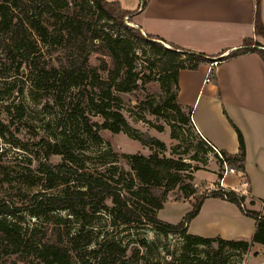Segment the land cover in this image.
I'll return each instance as SVG.
<instances>
[{"label":"trees","instance_id":"16d2710c","mask_svg":"<svg viewBox=\"0 0 264 264\" xmlns=\"http://www.w3.org/2000/svg\"><path fill=\"white\" fill-rule=\"evenodd\" d=\"M78 1H81V4H77ZM141 1L144 10L148 0ZM141 6L138 11L131 12L123 9L117 1L0 0V50L6 55V60L11 62L10 65L14 67L15 72L22 74L24 62H29L32 56L40 60L36 54L41 51V46H46L48 49L44 62L42 64L35 62L33 65L41 66L37 68L38 87L51 91L55 102L61 99L65 87L68 89L81 87L89 82L96 90L94 97H88L89 105L103 119L101 125L98 123L91 125L87 121L85 123L87 132L95 136L96 143H101V138L95 134L94 127L110 130L115 134L125 132L139 140L142 138L139 132L133 131L128 125L117 107L119 98L115 95L137 90L140 84H146L152 79L151 69L149 74L136 69L139 59L137 50L140 49L141 44L151 49L154 61L160 64L159 79H166L174 85L175 92L172 93L170 88L168 89L170 97L164 102V108L170 109L183 125H189L192 109L184 108L178 103L180 90L178 80L182 71H196L203 64L220 65L224 61L249 52L258 53L264 60V50L260 49L263 45L254 38L245 39L241 48L226 57L219 58L185 49L156 36L144 35L140 27L131 25L133 16L139 12ZM92 9H94L93 13ZM45 14L51 15L54 20L52 24L44 21ZM95 14L96 21L93 18ZM95 22L101 24L100 28L95 27ZM254 28L255 36L264 38L261 0H256ZM33 33L37 37L36 40L32 38ZM92 54L100 55L99 66L90 64L89 59ZM140 54L146 52L141 50ZM17 57H22L24 62H17ZM146 62L149 64L150 60L143 61ZM103 72H107L106 78L102 77ZM13 88L7 89L6 92H11ZM112 102L113 110H111ZM7 110L12 116L13 111H17L19 119L25 115V109L20 105L8 107ZM77 111V107L73 108L69 119L72 122L76 120L81 125ZM149 111L153 115H160L161 108L150 106ZM235 129L238 134L239 152L230 154L227 151H220V154L229 168L245 172L246 144L241 131L237 127ZM142 142L163 147L160 141L152 138ZM208 146V143L202 139L197 148L207 153L210 148ZM46 149L48 156H61L63 161L73 159V156L65 150V145L47 143ZM209 150L214 151L212 147ZM128 161L140 183L138 185L132 178L127 186L135 199L125 197L108 180L94 175H78V181L84 182L83 187L72 190L71 179L64 176L73 174L75 170L67 163L57 167L59 172L50 169L45 172L49 185L55 182L67 184L68 187L62 195L36 194L31 198L23 195L24 199H20L21 206L0 199V247L18 251L22 248L23 250L34 248L36 245V254L45 264H73V251H78L81 235L76 234L72 237L68 235L65 239L60 229H52L37 243L36 240L40 237L37 228H32L27 237L17 224L9 222L8 219L15 218L21 212H27L32 217H40L56 210L69 211L75 217L84 218L94 202L96 204L92 206L93 213L105 209L115 224L138 226L151 224L164 234L180 233L183 236L181 254L166 264H242L244 256L254 245L264 247V214L258 209L249 208L245 196L219 188L210 195L196 197L193 210L179 223H167L158 218V212L164 208L170 188L178 185L181 190L190 189V194L193 196L197 194V188L186 184L176 174H171L167 183L163 184V171L170 168L176 172L184 171L188 165L182 160L160 159L157 154L149 158L142 155L128 156ZM115 170L119 172L116 167ZM223 173L224 170L219 175L220 179L223 178ZM120 176L123 178L124 172ZM120 183L121 179L117 181V184ZM249 192L251 193V188ZM207 198H218L233 203L243 215L253 219L255 230L251 240L210 238L189 234V225L199 215ZM259 202L264 206V200ZM249 204L255 207L257 202L251 200ZM91 244L92 242L88 241L84 246L87 249ZM141 244L149 250L146 241ZM106 249L105 254L101 256L97 251H92L96 260L93 264H106L111 250L113 252L119 250L122 256L127 253V248H123L118 243L110 244ZM166 253L170 255L168 251Z\"/></svg>","mask_w":264,"mask_h":264},{"label":"rangeland","instance_id":"374dc122","mask_svg":"<svg viewBox=\"0 0 264 264\" xmlns=\"http://www.w3.org/2000/svg\"><path fill=\"white\" fill-rule=\"evenodd\" d=\"M106 1H117L123 9H128V11L142 5L141 0ZM77 4H81V1ZM93 12L94 9H92ZM261 14L264 24V0H261ZM96 17V14L93 15L95 21ZM43 19L49 24L54 21L50 14H45ZM131 25L137 27L134 21ZM100 26V23L95 22L96 28ZM32 38L33 40L37 38L34 33ZM256 41L264 45L262 36L258 35ZM47 49L46 46L40 47L41 51L36 54L40 60L32 56L29 62H24L22 57H17V62H24L22 74L15 72L14 67L10 65L11 62L6 60V55L0 50V199L21 206L20 199H24L23 195L28 198L36 194L62 195L68 187L67 184L55 182L49 185L45 173L48 169L59 172L57 167L62 163H67L75 170L73 174L64 176L71 179L72 190L83 187L84 182L78 181V175H94L108 180L125 197L135 199L136 197L129 192L127 186L132 178L138 185L140 183L129 164L128 156L142 155L149 158L154 154H157L160 159L182 160L188 165L184 171L176 172L173 168L164 170L163 184L167 183L171 174H176L186 184L197 188V194L193 196L190 194V189L181 190L178 185L172 186L167 194L164 208L158 212L160 220L172 224L179 223L193 210L196 197L210 195L221 188L224 176L220 179L219 175L223 172L224 165L219 155L209 150L210 146H208L210 148L207 153L197 148L202 138L195 130L191 117L189 125H183L170 109L164 108V102L170 97L168 89L170 88L173 93L175 87L172 82L159 79L160 64L154 61L151 49L147 45L141 44L140 49L137 50L139 59L136 69L147 74L151 69L152 79L146 84H140L137 90L115 94L119 98L117 107L120 112L133 131L139 132L142 138L139 140L125 132L115 134L110 130L94 127V132L101 138V143H96L95 136L90 135L85 126L86 121L91 125L103 123V119L89 105L88 97H94L96 91L89 82L81 87L70 89L65 87V92L58 102L53 99L51 91L38 87L37 68L41 66L33 65V63L42 64L46 59ZM141 50L146 54H140ZM148 59L149 64L143 63ZM89 62L93 66H99L100 55L92 54ZM153 62L154 64H151ZM106 76L107 72H103L102 77L106 78ZM11 87H14L13 90L6 92ZM19 105L25 109L22 119L18 118L17 111L14 110L12 116L7 110L8 107ZM113 106L112 102L111 110ZM150 106L160 107V115L151 114ZM75 107L78 108L76 114L80 117L81 125L76 120L72 122L69 119L70 111ZM186 114L188 115L187 110ZM148 138L160 141L163 147L142 142ZM47 143L65 145V150L73 156V159L65 160V162L61 156H48ZM115 167L119 172L115 170ZM214 170L217 175L213 174ZM122 172H124L123 178L120 176ZM240 173L242 172L235 170V173L227 175L226 184L242 190V182H247V179L244 178L241 182ZM120 179L121 183L117 184ZM249 202L250 200L247 201L249 208L258 209L264 214L263 204L257 203L255 207H252ZM221 203L216 205L215 201H207L205 214H210L222 205H228L226 203L237 211L235 204L227 201ZM94 204L88 208V214L84 218L75 217L69 211L56 210L40 217H32L27 212H21L15 218H9L8 221L17 224L20 231L27 234V237L32 228H37L40 234L36 240L37 243L52 229H60L65 239L68 235L70 237L76 234L81 235L80 244L77 246L78 251H73V264L95 263L92 251H97L101 256L107 251V246L113 243L127 248V253L122 256L119 250L109 251L106 264H120L121 262L124 264H166L181 254L183 236L180 233L164 234L151 224L143 226L115 224L105 209L93 213ZM231 209L222 207L216 209L215 212L233 215ZM248 218L246 228H248L247 225L254 227V222ZM225 228L220 227L217 230ZM212 230L206 217L192 224V231L197 235H210ZM251 238L241 239L251 240ZM88 241L92 244L86 249L84 245ZM143 241L149 244V250L143 247L141 244ZM35 247L36 245L34 248L29 247L27 250L22 248L18 251L0 247V264H45L38 258ZM167 251L170 255H167ZM242 264H264V249L256 248L254 245L251 251L244 256Z\"/></svg>","mask_w":264,"mask_h":264},{"label":"crops","instance_id":"0c3cea01","mask_svg":"<svg viewBox=\"0 0 264 264\" xmlns=\"http://www.w3.org/2000/svg\"><path fill=\"white\" fill-rule=\"evenodd\" d=\"M137 9L139 7L136 6L129 11L136 12ZM255 10L256 0H148L147 7L137 12L133 21L144 35L156 36L185 49L220 58L241 48L245 39L257 38L254 28ZM209 75L210 81L206 82ZM178 82V103L192 109L191 118L202 139L219 151L237 154L239 140L235 127L241 131L246 144V163L245 172L240 175L241 182L244 178L247 182H242L243 189L240 190L228 186L224 177L221 188L260 204L259 200H264L262 57L258 53L249 52L220 65L203 64L196 71H182ZM213 174L217 175V172L214 170ZM207 201H215L216 205L226 202L218 198H207L199 215L190 223L189 234L197 235L192 231V224L206 217L213 230L210 235L202 237L241 239L253 236L255 221L252 219L254 227L247 225L246 228L248 217L237 206L236 211L229 203L222 205L224 209L232 208L233 215L215 212L222 207L205 214ZM220 227L226 228L217 230ZM256 248L264 249L260 245H256Z\"/></svg>","mask_w":264,"mask_h":264},{"label":"built area","instance_id":"2783aa9c","mask_svg":"<svg viewBox=\"0 0 264 264\" xmlns=\"http://www.w3.org/2000/svg\"><path fill=\"white\" fill-rule=\"evenodd\" d=\"M209 78H210V76L206 79V82H209V81H210ZM194 127H195V125H194ZM195 130H197L196 127H195ZM205 141H206V140H205ZM206 142H207V141H206ZM207 143H208V145H209L210 147L213 148V150L216 152V154L219 155V157H220V159H221V161H222V163H223V165H224V173H223V176L226 177V176L229 175L230 173H235V170H234V169L228 167L227 163L225 162V160H224L223 157L221 156L220 151H219L217 148H215L213 145H211L209 142H207Z\"/></svg>","mask_w":264,"mask_h":264},{"label":"water","instance_id":"95a60500","mask_svg":"<svg viewBox=\"0 0 264 264\" xmlns=\"http://www.w3.org/2000/svg\"><path fill=\"white\" fill-rule=\"evenodd\" d=\"M142 9H143V5L141 6V9L139 10V12L142 11ZM260 49L264 50V48L262 47H260Z\"/></svg>","mask_w":264,"mask_h":264}]
</instances>
